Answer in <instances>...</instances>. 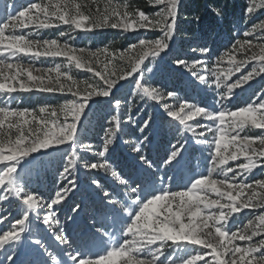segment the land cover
Listing matches in <instances>:
<instances>
[{"label":"snow or ice","instance_id":"snow-or-ice-1","mask_svg":"<svg viewBox=\"0 0 264 264\" xmlns=\"http://www.w3.org/2000/svg\"><path fill=\"white\" fill-rule=\"evenodd\" d=\"M150 7H161L155 16L142 10L130 11L127 4L108 3L103 7L97 0H41L13 14L6 22L0 21V95L12 98L17 93H43L70 96L72 99L58 108L40 107L37 111H18L0 106V202L15 200L22 206L20 215L13 223L7 213L0 215V250L21 244L26 234H31V221L41 209H47L39 222L48 232L59 228L53 225L55 209L66 202L74 191L76 181L72 173L80 162L78 152L90 153L100 163L82 165L89 172L105 171L122 186L128 179L107 160L110 148L122 132V124L132 125L129 118L121 120L118 115L109 120L102 151L95 152L92 144L79 146L80 127L92 101L114 97L115 90L123 82H132L134 96L146 98L156 105L176 100V93H165L160 88L146 86L144 70L147 62L157 60L168 53L174 37L180 0H147ZM95 6L94 10L91 7ZM264 10V0H251L246 8L248 17ZM220 13L217 11L216 15ZM67 27L59 39L39 40L37 33ZM120 30L124 33L158 32L159 39H140L126 51L113 52L107 48L97 52L77 49L62 43L65 37L76 38V33H93L103 29ZM27 30V35H24ZM245 42L236 41L230 52L216 61L210 73L196 76L195 69L203 68L205 61L191 64L180 61L176 67L186 69L194 75L199 85H205L210 76L215 79L218 92V111L206 105L182 102L168 104L162 111L170 121L180 126L181 134L194 139L197 145L208 144L211 166L207 173L197 178L184 191H172L160 187L145 192L132 188L137 198L123 212L128 219L113 246L94 255L69 253L71 264H177L167 256L169 248L177 252H189L181 264H264V214L239 231H232L230 224L244 211H264V179L255 183L248 178L256 170L264 169V93L257 96L247 107L230 110L225 105L233 94L257 78H264V23L243 32ZM255 38L260 43H253ZM193 49V53H195ZM250 53V55L248 54ZM244 54L246 58L238 59ZM201 55L208 56L205 49ZM26 59L33 64L41 59H61L65 63L41 69L25 67ZM126 65L124 68L118 65ZM224 65H227L225 68ZM249 65L253 70L234 83L233 77L242 73ZM89 73L93 82L75 79L72 70ZM39 73L34 75L33 72ZM149 73L151 68H147ZM26 78V80L24 79ZM134 102V101H133ZM119 110L121 103L112 104ZM149 118L139 129L144 133L151 128ZM247 130L260 132L256 138L244 135ZM67 146V164L61 172L66 183L62 191L56 192L50 202L39 195L25 191L18 182L21 167L35 154L58 150ZM137 152L141 149L137 147ZM184 148L173 145L164 167L178 163ZM243 161V163H239ZM141 164L151 168L147 158ZM234 165V166H233ZM219 177V178H218ZM95 187L99 188L97 183ZM109 205L115 208L117 201L104 192ZM214 197V198H213ZM76 212L79 209H75ZM54 239L67 244L62 233ZM36 248L44 244L39 235L30 240ZM49 264H66L45 248Z\"/></svg>","mask_w":264,"mask_h":264},{"label":"rangeland","instance_id":"rangeland-1","mask_svg":"<svg viewBox=\"0 0 264 264\" xmlns=\"http://www.w3.org/2000/svg\"><path fill=\"white\" fill-rule=\"evenodd\" d=\"M180 0L175 32L168 53L163 54L157 60L147 62L144 70L146 86L160 88L165 93L174 91L176 100L165 101L156 105L146 98L134 96V85L132 82H123L115 90L114 97L107 99L99 98L96 103L87 110L83 123L80 127L79 146L92 144L94 151L103 149L105 133L111 126L109 120L118 115L120 119L131 118L132 125L122 124V132L110 148L107 160L122 177L128 179L127 185H120L110 172L87 171L84 164L100 163L102 161L93 154L78 152L80 162L76 171L72 173V179L76 181L75 189L69 194L66 202L57 206L56 219L53 225L59 224V228H53L48 232L39 222L43 215H47V209H41L31 221V234H26L21 244L11 248L0 250V264H49L45 248L48 252L67 260L69 253L74 255H94L113 246L120 236V230L124 227L123 221L128 218L123 212L131 207V201L137 196L132 188L141 189L145 192L154 191L163 187L172 191H184L190 187L195 179L204 176L211 166L209 159L208 144L212 142L209 135L205 143L197 145L194 139L186 134H181L180 126L170 121L162 108L168 104L176 105L182 102L206 105L218 111V92L215 89L214 77L209 78L205 85H199L192 73L186 69L178 68L180 61L189 64L204 60L203 68L193 70L196 76L210 73L216 68V61L226 52H230L237 40L245 42L243 32L251 30L255 25L264 23V10H258L253 17H248L246 8L251 0ZM41 0H0V21L6 22L13 14L30 6L32 3ZM90 2V0H81ZM103 7L108 0H97ZM185 2V3H184ZM113 3L127 4L130 11H135L136 0H113ZM94 10L95 6H91ZM149 13L161 11V7H150ZM219 15H216V12ZM70 31L67 27L52 29L37 33L39 40L59 39L62 32ZM24 35H27V30ZM158 32L140 31L137 33H124L120 30L103 29L93 33H76V38L65 37L62 43H69L77 49H86L97 52L107 48L113 52L126 51L140 39H159ZM253 43H260L255 38H249ZM195 49V53H193ZM209 50L208 56L201 55L203 50ZM250 55V53H248ZM238 59L246 56L240 54ZM25 67L47 69L65 63L61 59H41L29 64L26 59L21 61ZM255 65H249L242 73L233 77L230 83L236 82L242 76L253 70ZM120 68L126 65H118ZM226 68L227 65H224ZM147 68H151L149 73ZM34 75H39L33 72ZM75 79L79 81L93 82L89 73L72 70ZM26 80V78H24ZM264 93V78H257L248 86L237 90L233 94L231 102L225 106L233 111L240 110L251 104L257 96ZM72 97L63 95H48L43 93H17L11 99L0 95V106L8 107L18 111H37L40 107L58 108L60 105L70 101ZM121 103L119 110L113 109L112 104L116 101ZM134 101V102H133ZM149 118L152 125L149 130L142 133L140 128ZM244 135L253 138L262 135L260 132L247 130ZM173 145H180L184 148L182 157L178 163L168 168L164 167L167 156L170 155ZM139 147L140 152L136 149ZM70 149L65 146L58 150H49L35 154L21 167L19 180L25 187V191L39 195L41 199L50 202L56 192L62 191L66 183L61 179V172L67 164V153ZM147 158L152 167L149 169L141 164V160ZM243 163V161L239 162ZM234 166V165H233ZM219 178V177H218ZM264 179V169L256 170L249 176L248 182L255 183ZM100 187H95L96 184ZM108 192L112 200L117 201L115 208L108 203L104 196ZM214 198V197H213ZM20 206L15 200L0 202V215L7 213L9 219L14 223L20 215ZM75 209H79L78 212ZM262 212L244 211L234 218L230 224L232 231H239L242 227L252 222ZM8 225L0 226L6 229ZM62 233L67 244L58 243L54 237ZM39 235L43 241V248H36L30 244V240ZM199 251L189 249V252ZM189 252H177L169 248L167 256L169 259H176L177 264L189 255ZM166 264V262H165Z\"/></svg>","mask_w":264,"mask_h":264},{"label":"trees","instance_id":"trees-1","mask_svg":"<svg viewBox=\"0 0 264 264\" xmlns=\"http://www.w3.org/2000/svg\"><path fill=\"white\" fill-rule=\"evenodd\" d=\"M137 1V6H136V10L139 9V10H142L145 12V14H148L149 13V10L147 8V5H148V2L147 0H136ZM185 1V0H183ZM182 1V3H183ZM185 3V2H184ZM133 11V10H132ZM134 12V11H133ZM96 103V101H94L92 103V105H94Z\"/></svg>","mask_w":264,"mask_h":264}]
</instances>
